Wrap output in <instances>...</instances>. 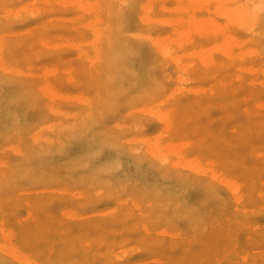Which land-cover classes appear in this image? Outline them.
I'll return each instance as SVG.
<instances>
[{
	"label": "rangeland",
	"instance_id": "obj_1",
	"mask_svg": "<svg viewBox=\"0 0 264 264\" xmlns=\"http://www.w3.org/2000/svg\"><path fill=\"white\" fill-rule=\"evenodd\" d=\"M179 1L0 0V264H264V0Z\"/></svg>",
	"mask_w": 264,
	"mask_h": 264
},
{
	"label": "bare ground",
	"instance_id": "obj_2",
	"mask_svg": "<svg viewBox=\"0 0 264 264\" xmlns=\"http://www.w3.org/2000/svg\"><path fill=\"white\" fill-rule=\"evenodd\" d=\"M178 1H179V0H178ZM180 1H181V0H180ZM180 1H179V2H180ZM192 1H193V0H192ZM192 1H190L189 3H192ZM198 1H199V0H198ZM200 1H203V0H200ZM228 1H229V0H228ZM204 2H206V1H204ZM146 3H147V2H146ZM68 4H69V3H68ZM144 4H145V3H144ZM144 4H143V5H144ZM192 4H193V3H192ZM144 6H145V5H144ZM144 6H143V7H144ZM149 6H151V5H148V3H147V6L144 7V8H146L147 11H146V10H145V11H146L147 13H149V12L152 11V10H151L152 8H150ZM24 7H25V6H23L21 9L23 10ZM144 8H143V9H144ZM25 9H26V7H25ZM182 9H184V7H183ZM186 9H187V8H186ZM149 10H151V11H149ZM184 10H185V9H184ZM187 10H188V9H187ZM25 11H26V10H25ZM17 13H18V12H17ZM22 13H23V12H22ZM19 14H20V13H19ZM19 14H18V16H20ZM192 23H193V22H192ZM186 32H187V31H186ZM197 32H198V31H197ZM183 33H184V32H183ZM190 33H191V32H190ZM187 34H188V33H187ZM190 36H191V35H190ZM181 43H182V42H181ZM181 43H179V44H181ZM218 46H219V45H218ZM161 47H162V48H159V50L161 49L162 51H164V50H165V46H161ZM163 47H164V48H163ZM181 47H182V46H181ZM215 48H216V47H215ZM218 48H219V47H218ZM163 49H164V50H163ZM170 49H171V51L173 52V50H174V49L176 50L177 48H173V49H172V48H169V49H167V50L170 51ZM161 50H160V51H161ZM167 50H166L164 53H167ZM200 50H201V49H200ZM169 51H168L167 54H169ZM179 51H180V50H179ZM220 51H221V50H220ZM180 52H181V51H180ZM196 52H197V51H196ZM173 53H174V52H173ZM189 53H190V52H189ZM197 53H198V52H197ZM197 53H196V54H197ZM200 53H201V52H200ZM191 54H193V52H192ZM201 54H202V53H201ZM201 54H200V57H201ZM161 55H164V54H161ZM175 55H176V54H175ZM181 55H182V53H181ZM181 55H178V56H176L175 58H177V57H179V56H181ZM188 55H189V54H188ZM197 55H199V54H197ZM202 55H203V54H202ZM165 56H167V55H165ZM170 56L172 57V59H173L174 61L176 60V59L173 57L174 55H173V56L170 55ZM184 56H185V55H184ZM186 56H187V55H186ZM182 57H183V55L181 56V60H179V61H182ZM203 57H204V56H202V58H203ZM179 58H180V57H179ZM179 58H178V59H179ZM200 60H201V59H200ZM175 62H177V60H176ZM182 62H183V61H182ZM184 62H185V61H184ZM173 63H174V62H173ZM183 64H185V63H183ZM183 64L181 63V66H182ZM176 65H177V64H176ZM179 65H180V63H179ZM178 67H179V66H178ZM185 67L188 68L187 64H185ZM185 67H184V70L186 69ZM49 70H50V69H49ZM49 70H48V71H49ZM185 71H188V69L185 70ZM45 72H46V71H45ZM48 73H50V72H48ZM223 76H224V75H223ZM236 78H237V77H236ZM179 79H181V77H180ZM230 84H231V83H230ZM224 88H225V87H224ZM212 93H213V92H212ZM225 95H226V94H225ZM161 103H162V102H161ZM158 104H160V103H158ZM156 106H157V105H156ZM154 111H155V110H154ZM155 112H156V111H155ZM155 112H154V113H155ZM150 113H152L151 115H154V114H153V111H151ZM150 113H149V114H150ZM157 113H158V112H157ZM157 113H155V114L157 115ZM168 114H169V113H168ZM164 115H165V114H164ZM158 116H159V117H157V116H156V117H157V118H160L161 116L163 117V114H162V115H161V114H158ZM167 116H168V115H167ZM164 117H165V116H164ZM164 117H163V118H164ZM168 117H169V116H168ZM157 118H156V119H157ZM161 119H162V118H160V120H161ZM165 119H166V117H165ZM167 119H169V118H167ZM162 120H164V119H162ZM162 120H161V121H162ZM164 122H165V120H164ZM167 122H168V121H167ZM167 122H165V123H167ZM169 122H170V121H169ZM159 139H160V138H159ZM159 139H157V140H158L157 142L160 141ZM151 141H152V142L155 141V143H153V144H155V146H154L153 144H152V145H151V144H149V145L147 144V143H149V142L151 143ZM151 141L148 140V142L146 143V144L149 146L150 152L153 153V152L151 151V146H153V148H152L153 150H154L155 148H158L159 151H160V150H161V149H160V146H159V147H158V145L156 146V140L153 141V139H152ZM159 143H161V142H159ZM159 145H161V144H159ZM163 145H166V144H163ZM167 146H168V148L170 149V147H169L168 144H167L166 146H161V147L164 148V147H167ZM174 146H175V145H174ZM182 146H183V145H182ZM154 147H155V148H154ZM175 147H176L175 149H176L177 152L182 150V147H181V148H180V147L177 148V146H175ZM183 147H184V146H183ZM173 148H174V147H172V152H171V150H169L171 153H174L173 151H175V149L173 150ZM147 149H148V147H147ZM177 149H178V150H177ZM179 149H180V150H179ZM162 150H164V149H162ZM162 150H161V151H162ZM166 150H168V149H166ZM148 151H149V150H148ZM154 151H157L158 154H159V151H158V150L155 149ZM183 151H184V150H183ZM163 152H164V151H163ZM170 152H169V154H170ZM177 152L174 153V154H176L177 156L180 157V155H178V154H179V153L181 154L182 151L179 152V153H177ZM167 153H168V152H167ZM161 154H162V153H161ZM161 154H159V155H160V156H159V155H156L155 152H154V155H156V158H158V159H160V158L162 157ZM164 154H165V153H164ZM152 155H153V154H152ZM162 155H163V154H162ZM157 156H158V157H157ZM168 156H169V155H168ZM168 156H167V154H166V155H163V159H162V158H161V159H162V160H165V158L167 157V160H168V159H169ZM177 156H176V158H177ZM183 156H184V155H183V153H182V157H183ZM154 157H155V156H154ZM159 157H160V158H159ZM167 160H166V161H167ZM169 160H170V159H169ZM172 160H173V159H172ZM183 160H184V159H183ZM197 160L199 161V159H197ZM166 161H165V162H166ZM170 161H171V160H170ZM180 161H181V160H180ZM186 161H188V160L185 159V162H186ZM192 161H193V160H192ZM192 161H188L186 164H187L188 166H190V167L193 166V165H189L190 162H191V164L194 163V166L197 164V166H196L197 168H196V167H195V169L193 168L195 171H197V169H198V167H199V166H198V162H197L196 160H194V161H196L197 163H196V162H192ZM199 162H200V161H199ZM208 162L210 163V161H208ZM188 163H189V164H188ZM187 165H186V167H187ZM199 165H200V164H199ZM201 167H202V166H200L199 169H200ZM199 169H198V171H199ZM198 171H197V173L200 172V171H199V172H198ZM205 171H206V170H205ZM213 171H216V170H213ZM201 172H202V169H201ZM203 172H204V170H203ZM215 174H216V173H214L213 175L215 176ZM219 174H220V173H219ZM224 177H225V176H224ZM228 178H229V177H228ZM228 178H225V182H227L226 180H229V182L232 180L231 178H230L231 180L228 179ZM233 181H234V180H233ZM223 183H224V182H223ZM231 183H232V181H231ZM232 184H233V183H232ZM225 185H227V184H225ZM228 186H230V183H229ZM233 190L235 191L234 188H233ZM5 233L8 234L9 232H5ZM7 234H5V237L8 236L7 239H9V235H7ZM2 235H3V233H2ZM6 235H7V236H6ZM1 248H2V247H1ZM1 248H0V249H1ZM5 248H7L6 245L2 248V251H4V253L6 252L5 250H7V249H5ZM8 250H9V249H8ZM8 250H7V251H8ZM9 251H10V250H9ZM2 253H3V252H2ZM6 253H7V252H6ZM7 254H8V253H7ZM14 258H15V259L17 258L16 260H18V261H20L21 259L24 260V261H23L24 264H25V262L28 263V259H23L21 256H18V255H17V257L14 256ZM15 259H14V260H15ZM20 263H22V262L20 261ZM20 263H19V264H20ZM29 263H31L30 260H29ZM31 264H32V263H31ZM34 264H36V263L34 262Z\"/></svg>",
	"mask_w": 264,
	"mask_h": 264
}]
</instances>
